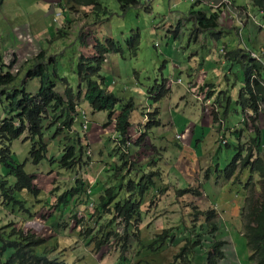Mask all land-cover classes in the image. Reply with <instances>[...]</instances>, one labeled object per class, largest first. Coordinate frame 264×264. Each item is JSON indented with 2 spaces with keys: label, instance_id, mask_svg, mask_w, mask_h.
Returning <instances> with one entry per match:
<instances>
[{
  "label": "rangeland",
  "instance_id": "rangeland-1",
  "mask_svg": "<svg viewBox=\"0 0 264 264\" xmlns=\"http://www.w3.org/2000/svg\"><path fill=\"white\" fill-rule=\"evenodd\" d=\"M15 1L16 0L11 2L10 11L12 12L19 11ZM61 1L63 0H59L58 4ZM147 1L150 2V0H139L142 5L149 4ZM195 1L197 0H192V2ZM237 1L244 3L245 1L250 0ZM175 2H177V0H153V10L151 12H146L145 9L141 7H132L123 11L117 0H101V3L110 10L112 14L108 16L110 18L108 20L103 18L102 21L96 23V20L91 16H89L88 19H80L84 13H82V15H71L73 19L72 23L66 22L65 27L62 29L63 33L66 30L68 31L67 37L63 39L56 38L55 36L48 40L38 39V41H36L37 37L35 36V30L26 27L24 24H20L18 27L23 28V32L16 28L13 29L16 36L20 37L5 38V36H2L3 38H0V53L2 54L0 71H4L0 73V76H6L10 73L16 76V80L19 83L22 82L23 79L27 78L26 74L29 69L32 68L33 64H35L33 62L37 60V56L45 52L47 59L44 63L47 64V66H53L54 70V64H49V62H51V60L52 62L56 61L59 68V74L62 77H66L74 90L78 92L81 85L76 74L79 59L93 58L95 56L94 54H96L95 46L98 43L105 44L108 40H112V35L115 39L119 38L117 42L124 45V58L120 55H118V57L115 55L109 58L112 53L107 56L101 70V74L105 79H102L101 81H103L104 85H108L112 82L110 76L113 77L118 84V91H116L115 94L125 102H128L133 98L132 100L135 103L133 106L137 107L132 116L135 120L133 119V123L128 130V137L131 143V145L128 146L131 150L132 161L137 162L138 168H140L139 166L141 164L149 162L153 158L155 161L160 160L158 167L162 175V182L168 184V191L163 193L154 192L145 199L142 204V214L140 215L141 224L139 226V232L143 241L154 239L164 230H167V233L170 236L169 243L163 249L161 259L159 257L156 264H171L173 256L180 248L187 244V239L192 240V242H197L199 240V243L196 246H192L201 249L195 252L196 258L199 260L200 264L206 262L205 253L209 246L212 243L219 241L226 242L223 248L225 259L219 262V264H255L250 260L246 242L241 237L243 234V222L240 213L243 204V197L241 196V193H237L238 187L231 182L223 185L222 181L217 180L215 177H212L210 181L203 179V174L206 170L213 169V160L216 156H219V160L216 161V163L220 165L221 169L231 161L235 153V148L237 147V140L232 135H229L227 139H225L224 134H232L234 132L232 128H237L239 121L243 120V117L241 116L242 109L240 108V110L237 108L235 102L231 104L230 117L229 120H227V130L219 131L221 130V127L219 124L216 125L213 123L211 116L213 113H217L216 111L220 106L222 95L223 98L225 96L224 100L228 99L230 96L235 99L239 96L240 89L243 85V72L241 68L238 65H229V67L232 66L229 69L228 66L224 67L220 61V54H224L223 48L227 45L220 44L219 47L211 45V47L214 48L213 50L211 49L210 52L214 51L215 56H209L210 52L207 53L208 57L206 56L205 49H209L208 46L202 47L203 53L200 55H193V61L195 63L193 64V69L197 70V72H194L195 77H201L202 80L207 79L208 76L206 74L208 72L204 70L207 63L212 65L210 68H215L214 70L216 71V74L213 75L210 72L211 74L209 75L207 82H205V84H210V86L214 88V92L208 90L209 86H203L205 96H202L198 90L193 94L195 95L194 98L187 97L183 102H181L180 99L170 102L169 98L173 95L171 85L169 88V82L165 83V86H167L165 89H168L171 92L167 97L169 100H165V103L168 108L176 109L174 111V117L185 120L186 117L189 118L192 116L194 124L199 126L201 125L202 118H206V115H208L213 123L210 124L211 127H209V132L206 131L207 127L201 125L199 134L196 133L197 135L193 137L197 141L195 145L192 144V148L189 147L190 141L187 140V138L189 137L188 132L193 131L195 128L194 124H186L183 126L187 132L185 135L187 138L185 141L181 136L180 140L183 141L182 143L178 138L175 139V141H177L176 143H171L168 140L163 141L161 139V137H164V135L168 133L167 130L172 129V122L169 127L168 125H162L160 127L161 129L156 127L155 129H158L157 133L155 135L152 134L151 136L154 140H149L150 138L145 135L146 127L149 122L153 121V118L156 119L159 115L156 107L160 101L157 102L156 99L161 90L157 92L156 87L159 86V89L164 80L168 78L171 79V84H173L177 78H181L184 83H188L187 74L179 71L180 64L184 63L183 60H178L175 64L173 60L172 62H169V66H167L165 56L159 52L160 50L165 49L166 39L161 34L157 33L155 29V25L161 21V16H165L169 13V8L176 11V8H174ZM184 4L178 9L179 11L182 9H185L186 11L187 8L189 9L192 6V3L186 1ZM216 7L218 9L224 8L223 10L226 11V8L230 9L232 6H229L228 3H226V0H222L216 5ZM239 8L241 10L246 7L239 6ZM252 10L254 13L251 14L247 20L249 23H252L251 25H253V27L251 25L250 27L253 30H256L255 32L257 33L259 30L254 27H259L258 24L262 19L261 16L257 14L256 10L253 8ZM6 13L7 12L3 11L0 12V32L4 33L12 32V30L9 29V16ZM26 16L28 15L18 13L15 17L22 19V17ZM235 16L237 17V15ZM220 18L224 25H232L233 17L229 11L223 12ZM61 20L62 18H59V21ZM239 21L240 24L244 25V18L242 20L239 19ZM52 24L55 30L53 32L60 34L57 23L55 25L52 22ZM62 24L63 23H60V25ZM43 25L48 26L49 30L51 29V23L49 24L46 20L43 21ZM189 26L188 23L185 24L184 29L187 31L186 35L190 36L191 30ZM184 29L181 30V34H184ZM166 33H171L173 35L174 31L169 30ZM30 34L33 35L36 40H32ZM198 36L192 35V40ZM205 37L212 38L209 34H206ZM132 38H137L140 42L137 56L132 54L133 45L131 44V47L128 46V41ZM240 38L241 36H239L238 39ZM242 38L245 39V36H242ZM209 42L212 43L211 41ZM193 46H195V44ZM255 53L258 54V52ZM107 59H109V63H111V66L113 65V67H111V70H108L109 72L106 71L105 73ZM174 59L176 60V58ZM210 59L212 61H209ZM49 70L53 71L52 67H50ZM227 72L228 74H233L228 75ZM54 74L55 73H53V76H55ZM55 82L58 90L63 93L65 89L62 81L57 79ZM222 84L229 85V90H227V87L225 88L221 86ZM173 86L177 87L175 84ZM125 87H127L126 91H124ZM135 87L139 88L141 93L135 92ZM31 90L29 92H31ZM177 101L179 102L177 103L176 108H174ZM168 102L171 103V105H169ZM82 103H84L82 111L90 109L84 100H82ZM200 107L205 110L206 107L209 108L207 109L208 111L203 109L201 114H199L198 109ZM192 108L195 109L196 115L190 113L189 109ZM160 109L163 110V108ZM151 114H153V116H151ZM2 115L3 111L0 107V118ZM116 117L117 115H114L112 120L116 121ZM164 118L166 120H173L170 116H165ZM136 119H138V121ZM260 121L262 144H264V116L260 118ZM92 124L103 125L98 118L91 120L90 125ZM175 126L178 129L180 127V125L176 123ZM211 128L214 131H212ZM102 131L104 133V130ZM148 132L151 133V129H149ZM173 134H176V132ZM79 136L81 137L80 134ZM143 136L147 138L146 140L141 141L142 147L139 148L142 150L138 151L135 146L139 144L137 142L139 139L142 138L143 140ZM85 137L86 136H83L80 140H83ZM147 142L148 145H153L155 147V144H157L161 147L157 149L160 152L158 158H155L154 150H152L150 146H148L149 148H146ZM228 142L230 143L231 149L224 147L219 154L220 148L218 144ZM242 143L246 144L247 140L243 139ZM115 144V148H117L118 139L115 141ZM181 146L186 147V149H182ZM93 147L95 146L93 145ZM12 150L15 153L17 162L20 165L25 166V171L37 176L36 185L40 186L43 194L46 195L51 192V194H54L55 196L49 204L45 202L44 197H38L37 195L32 196L33 200L36 202L34 205L37 211L34 215L30 213L31 215L28 216H26L28 211L19 214L18 208L11 206L10 204L5 205L4 199L0 196V226L20 228L24 232L38 234V236H41L46 241V246H44V248L47 250V253L50 254L49 257L51 260L57 259L58 261L67 264H99L96 257L91 254L93 253V249L85 245L84 237L80 235V232H85L83 228H86L87 225L85 222H83V225L82 223H79V221L82 222L84 216L80 215L76 218L79 227L76 224L75 217L72 215L73 213H71V209H68V212H64L63 218L54 216V211L58 210L56 196L59 200V198H62L63 194L73 189L72 187L74 184L70 185V182H67V179L61 173L60 175L58 174L59 178L55 180V174L50 175L48 173L47 169H50V166L48 165L39 168L27 161L30 143H24L21 139L15 140L12 143ZM88 151L91 152V155L93 154L91 149L88 148ZM94 158L99 159V156L95 155ZM108 158L110 159V156ZM110 162L114 163L116 161L112 159ZM99 164L100 167H98V169L108 165L102 163ZM54 168L55 171L53 173H57L56 170L58 169V166L56 164L54 165ZM92 169L95 170L94 167H92ZM108 170L109 168L106 169V171ZM3 172L5 173L6 171L2 170V167L0 166V176L5 175ZM88 173L91 175L94 174L92 170L89 171V168H87L83 174L88 175ZM45 180H51V184L49 185L52 186L51 190L48 186L43 185ZM133 181L136 183L135 180ZM127 183L128 182H126L125 185H127ZM67 188L68 190L64 191ZM85 188L88 191L92 188L88 181L85 182ZM185 188H192L201 195L197 196L193 194L181 196L177 191ZM26 192L27 191L25 190L22 197L28 202L22 207L26 210L25 207L29 206L28 208H31V211L33 212L34 207L32 208L30 205V200H28ZM155 196V205H151L152 198ZM133 197L135 198V196ZM79 207L82 211L86 210V206L80 205ZM211 209L216 210L217 213V218L215 219V223L218 225L219 229L217 233L207 227L208 224H206L204 217L200 216L199 213V211L205 212ZM33 216L34 218L31 220ZM72 219L75 222L70 221ZM119 229L122 230V227ZM11 230V228L5 229L6 232H11ZM74 233H79V236H76ZM56 240L58 242V247L53 249L52 246ZM201 244L204 248H202ZM140 246V244L137 245L136 241L132 243V251L128 254L130 262H133L132 260L135 259L136 252L141 248ZM111 248L112 246H108L96 254L98 259L103 261V264H114L117 260V256L119 257L120 252L119 254L117 251L112 252ZM7 252L4 253V260L8 257L9 253ZM141 252H143L142 249Z\"/></svg>",
  "mask_w": 264,
  "mask_h": 264
},
{
  "label": "trees",
  "instance_id": "trees-1",
  "mask_svg": "<svg viewBox=\"0 0 264 264\" xmlns=\"http://www.w3.org/2000/svg\"><path fill=\"white\" fill-rule=\"evenodd\" d=\"M117 1L123 11L141 5L139 0ZM61 3L63 13L70 15L84 13L80 18L82 20L91 16L98 23L103 18L108 20L110 18L108 16L112 15L109 8L101 3V0H63ZM196 7L197 3L193 5L190 13L182 20L183 22L180 21L175 33L178 34L180 25L184 27L185 24L192 23L194 24L193 36H198L203 32H210V35L214 36L221 34L218 21L222 15L221 9L219 8L209 15ZM252 8L261 14L264 22V0H253ZM241 11H246V8H242ZM72 21L73 19L67 20L71 23ZM63 28L59 29L60 34L55 33L54 36L44 40L55 36L60 39L67 37L68 31L63 33ZM178 37L177 39H179ZM131 44L133 45L132 54L137 56L140 42L137 38H132L128 41V46L131 47ZM123 46L114 39L108 40L105 44L98 43L95 46L96 54L93 58L79 59L77 75L81 87L78 92L74 90L66 77L59 74L56 61L49 62V64H54V70L53 66H47L44 63L47 59L45 52L37 56V60L33 62L35 64L26 74L27 78L22 82L19 83L16 76L10 73L0 76V106L6 114L5 119L0 120V163L14 173L13 181L16 183L15 187H9L6 180L0 178V193L7 202L20 204L18 196L21 191L27 190L33 196L40 192L34 184L35 177L27 173L24 166L15 164V157L11 150L15 140L27 135L24 139L31 143L30 161L34 165H41L45 161L50 164L57 163L60 167L59 171L68 174L71 179L91 163L90 157L86 159V152L83 151V148L87 147V145L84 147L83 143H86L88 138L80 140L79 135H74L77 134L73 128L75 121L83 110L82 100L88 104L92 113H108L107 126L111 123L114 115H117L115 129L119 134L118 144L113 154L110 155V160L114 159L116 162H110L107 165L109 170L105 172V181L101 189L95 193L93 186L91 188V193L98 198L95 200L93 212H87V220L79 221L82 225L83 222L87 223L86 228H83L85 232H80V235L84 237L85 245L93 249L97 261L96 254L102 249L112 246V252L117 251L118 254L120 252L116 264H156L159 257L161 259L162 251L168 245L170 236L167 230H164L154 239L143 241L139 232L140 215L145 199L154 192L168 191V184L162 182V175L158 167L160 160L155 161L153 158L149 162L141 164L140 168H138L137 162L132 161L131 150L128 146L131 145L128 130L132 125L131 119L137 107L133 106L135 104L133 100L125 102L112 93L107 84L104 85L101 81L105 79L101 70L107 55L114 53L124 58ZM223 56H226L232 66L238 65L243 72V85L236 101L243 110V121L239 125V130L233 132V136L238 142L231 161L221 169L220 165L216 163L219 156H216L213 160V169L206 170L203 179L210 181L212 177H215L224 184L231 182L238 187L237 193H241L242 195H240L243 197L240 213L243 222L241 237L246 242L250 260L255 264H264V144H262V132H260V118L264 108V61L253 59L252 55L242 48L232 49L227 54L224 52ZM1 58L2 54L0 53V64ZM262 58H264V54H262ZM50 67L53 71L49 70ZM2 72L4 71H0V73ZM34 79L40 81V87L35 94L29 92L28 88V83ZM57 79L62 81L65 89L63 93L58 90L55 82ZM165 83L166 79L157 99L168 95ZM230 100L231 98L226 99L227 102ZM216 115L217 113H213L214 119ZM156 119L153 118V121H150L146 127L145 135L150 138L149 140L154 139L151 138L152 134L156 133L154 128L160 127V120L158 117ZM149 129H151V133L148 132ZM183 130L184 127H181L182 132ZM64 131L70 132L71 137L63 136ZM56 136H62L64 147H62L63 152L59 161L53 162L55 159L52 158V160L48 157L50 152L48 147L51 142H55ZM227 137L228 135L225 133L224 138L227 139ZM146 138L143 136V140L141 138L137 141L139 144L135 148L138 151L142 150L139 147H142L141 141ZM243 139L247 140L246 144L242 143ZM148 146L154 148L147 142L146 148ZM218 146L219 154L224 147L231 149L229 142L218 144ZM154 152L157 150L154 149ZM154 154L155 158H158L159 154ZM62 175L64 176L63 173ZM126 182H128L127 185H125ZM72 188L63 194L62 198H59L58 212L64 214L65 209H70L71 202L72 207L79 203L88 206L90 203V195H87L85 182L81 177L76 179ZM177 192L181 196L201 195L192 188L181 189ZM175 194L177 195L176 191ZM82 199H84L83 202H81ZM155 200L156 196L152 198L151 205H155ZM21 203L24 206V203ZM22 209L24 208L22 207ZM199 213L204 217L208 224L207 227L217 233L219 229L215 223L216 210L199 211ZM76 224L78 225L77 220ZM120 227L122 230L119 229ZM6 228L10 229L11 227L0 226V264H67L57 259H50V254L44 248L45 240L41 236L33 232H24L20 228L6 232ZM134 241L137 242V245L140 244L141 248L136 252L133 262H130L128 254L132 251ZM198 243L199 240L192 242L187 239V244L173 256L171 264H200L195 252L201 249L193 247ZM57 244L55 241L52 248H57ZM225 244L224 241L212 243L205 253L206 262L204 264H219L223 261L225 259L223 251ZM201 246L204 248L202 244ZM4 252L9 253L5 261L2 260Z\"/></svg>",
  "mask_w": 264,
  "mask_h": 264
},
{
  "label": "crops",
  "instance_id": "crops-1",
  "mask_svg": "<svg viewBox=\"0 0 264 264\" xmlns=\"http://www.w3.org/2000/svg\"><path fill=\"white\" fill-rule=\"evenodd\" d=\"M58 1L59 0H16L15 3L17 5V8L19 11L12 12V11H10L11 2H14V0H0V12H2V11L7 12L6 14H8V16H9V19H8L9 20V24H8L9 29L12 30V32H7V33L0 32V38H3L2 36H5V38L20 37V36H16V34L13 31L14 28L22 30L23 28L18 27L20 24H24L26 27L32 28L35 30V36L37 37L36 38L37 40L34 38L33 35L30 34L32 40H36V41H38V39L44 40V39L49 38L50 36H54L55 32H53V31H55V30H54V26H53L52 22L56 25V23L59 21V19L56 18V14L62 12L59 6L57 8H55V5L58 3ZM185 1L192 3V6L189 9L187 8L186 11H185V9H182L179 11L178 9L183 6ZM221 1L222 0H197L195 2H192V0H177V2L174 3V8H176L175 9L176 11H173L172 9L169 8V13L165 16H161L162 17L161 21L157 25H155V29H156L157 33L161 34L166 39L165 49L160 50L159 52H161L165 56L167 66H169V62H172L173 60H174L173 61L174 64L178 60H183L184 63L180 64L179 71L186 73L187 77H188V83H184V81H182L181 78H177L176 81L173 84H171L172 83L171 79L170 78L166 79V83L169 82V88L171 85V91L173 94L171 96V98H169L170 102L171 101L174 102L178 99H180L181 102H183L184 100H186L187 97H189V98L193 97L194 98L195 95H193V94L195 92H197L198 90L202 94V96H205V93L203 92V90H204L203 86H209L208 90L214 92L213 91L214 88L212 86H210V84H205V82H207V79L211 73L213 75L216 74V71L214 70L215 68L214 69L210 68V67H212L211 64L207 63L206 68H204V70H206L208 72L206 74L208 76L206 80H202L201 77H195L194 76V72H197V70L193 69V64H195L193 61V55H200L201 53H203L202 47H204V46H208V48H209V49H205V54L207 57H208L207 53L210 52L211 49L213 50L214 47H217V46L219 47L220 44H224V45H227L223 48V51L226 54H227V52L231 51L232 49L242 48L245 51L249 52L252 56L256 55L260 59V61H264V58H262V54H264V29L260 26L259 27L256 26L257 28L256 27H254V28L259 30L256 33L255 32L256 30H253L250 27V25L252 23H249V21L247 20V18L251 14L254 13L252 10V5H251L252 0L245 1L244 3H240V1H237V0H226V3H228L229 6L230 5L232 6L230 9L226 8L227 9L226 11H229L230 14L232 15L233 22H232V25L226 26L223 24L222 19L219 18V20H218L219 21V32L221 34H219L218 36L211 35L212 38H206L205 37L206 34L210 35V32H203L197 38L192 40V29L194 27V24H192V23H188L190 25L189 28L191 30L190 36L186 35L187 31L184 29L183 25L179 26L178 34L175 33L177 30V26L179 25L180 21H182L186 18V16L190 13V11L192 10V7L195 3H197L196 8L198 10L203 11V12L211 15L214 11H216L218 9L216 7V5L219 4ZM148 3L149 4H144V5L141 4L139 7L145 9L146 12H151L153 10V0H151ZM239 6L246 7V11H241ZM223 9L224 8H221L222 13L226 12ZM256 12H257V14H259L261 16V14L257 10H256ZM18 13L27 14L28 16L22 17V19H19V18L15 17L16 14H18ZM66 14L67 15H65V13L63 14V19H62L63 23L65 22V20L72 18L71 15H68V13H66ZM235 15H237V17ZM52 17H53V21H52ZM243 18L245 19V23L243 22L244 25L240 24V21H239V19L242 20ZM44 20H46L49 24L51 23V29L50 30L48 29V26L43 25ZM17 23H18V25H17ZM260 24H262V21L260 22ZM251 26L253 27V25H251ZM182 29H184V34H181ZM169 30L174 31V34L173 35L171 33L167 34L166 32H168ZM22 32H23V30H22ZM177 36H179L178 37L179 39H177ZM239 36H241L240 39H238ZM242 36H245V39H243ZM112 38L116 41H118V39H119V38L115 39L113 37V35H112ZM209 41H211L212 43H210ZM62 42H64V41H62ZM194 44H195V46H193ZM211 45L214 47H211ZM229 48H231V49H229ZM255 52H258V54H256ZM109 55H107V56H109ZM115 55H116V57H118L117 54L112 53L109 56V58L113 57ZM220 55H221L220 61L222 62L224 67H227V66L229 67V65H232L230 63V61H227L226 56H223L222 53ZM209 56H215L214 51L210 52ZM174 58H176V60ZM187 58H188V60H187ZM209 61H212V60L210 59ZM105 67H106L105 73H106V71L109 72L108 70H111V67H113V65L111 66V63H109V59H107V66H105ZM231 67H229V69ZM174 68H176V67H174ZM175 71H176V69H175ZM196 74H198V73H196ZM227 74H228V72H227ZM229 74L232 75L233 73H229ZM110 78H112V82H110L107 85V87L110 91H112V93L115 94V92L118 91V89H117L118 84H117V81H115L113 77L110 76ZM179 80H181V83H178ZM174 84L177 85V87L173 86ZM221 86H223L225 88L227 87V90H229V88H230L229 85L222 84ZM31 87H32V90H31ZM39 87H40V81L38 79H36V80L34 79V80L30 81V83L28 84V88L31 90V92L33 94L38 92ZM136 87H135V92L141 93V90L139 88H136ZM158 87L159 86H157L156 88L158 89ZM126 90H127V87L124 88V91H126ZM159 90H161L160 91V93H161L162 88H159L157 90V92H159ZM165 90L168 91V95L171 94V92L168 89H165ZM168 95H166L163 98L156 99L157 102L160 101V103L156 107L158 109V112H159V115H158V119L160 120L159 126L161 127L162 125L163 126L168 125V127H169L171 125V122L173 124L172 129L167 130L168 133H166L164 135V137H161V139L163 141L168 140L171 143H173V142L176 143L177 141H175V139L177 138V136H180V137L182 136V138L186 141L187 137L185 135L187 134V132L185 131V129L182 132L181 127L185 126L186 124H188V125L194 124V119L192 116H190L189 118L186 117L185 120H181L177 117H174V115H175L174 111L176 109L168 108V106L165 103V100H169L167 98ZM224 98H225V96H224ZM224 98L221 96L220 106L218 107V109L216 111L217 115H216L215 119L217 118V120L214 119L213 114L212 115L210 114L212 116L213 123H215L216 125L219 124V126L221 127V130H219V131H225L228 129L227 128V120H229V117H230L231 104L233 102H235V104L237 105V108L240 109V106L236 103L238 96L235 99H233L230 96L229 97V98H231L230 102H227L226 99L224 100ZM127 99H129V98H127ZM132 99L133 98H131L130 100H132ZM178 102L179 101H177L175 103L174 108H176V105ZM209 102H210V99H209ZM162 103H164V104H162ZM165 105H166V107H165ZM169 105H171V103H169ZM160 108H163V110ZM208 108L209 107H206V110ZM203 109H202V107H200L198 109V113L201 114ZM84 111L87 114V116L84 117V115H79L75 121L73 128H74V131H76L75 133L82 135L84 132L81 130V128L83 129L84 126L87 127V131L85 132V134H83L81 136V138H83V136H86L88 138L86 143H83V142L82 143L84 146L87 145L88 148L91 149L93 152L92 161L89 165V171L92 170V172H94V174H92L93 177L90 173H88V175H84V174L83 175L85 176V180L88 181V183L91 186H93V190H95L94 192L96 193L101 189V187L105 181L104 176H105L106 169L109 168L108 166H104L101 169H98V167H100L99 163L106 164V165L110 163V159L108 157L113 154V151H114L115 146H116L115 141H117L119 134L115 130V121L112 120L111 123H109V125H108L109 127L107 126V123L109 121L108 113H106V112L91 113L90 109H88V110L85 109ZM189 111H190V113H194V115H196L194 108L189 109ZM241 112H242L241 116L243 117V110H241ZM151 115H153V114H151ZM165 116H170L173 118V120H166L164 118ZM263 116L264 115H262L261 117H263ZM1 117H3V115ZM97 118L101 121V123L103 125H95V124L90 125L91 120L97 119ZM81 119H82V121H81ZM133 119L135 120V118L131 119L132 123H133ZM178 119H179V121H178ZM136 120L138 121V119H136ZM242 121H239V125L242 124ZM147 123H148V121H147ZM175 123L180 125L179 129L175 126ZM182 123H183V125H182ZM213 123L209 119L208 115H206V118L203 117L202 121H201V125L203 127H207L206 131H208V132L210 129L209 127H211L210 124H213ZM194 125H195V128L193 129V131L188 132L189 137L187 138V140L190 141V144H189L190 148H192V144L195 145V143L197 141L193 137H195L197 134H199V131L201 129L200 128L201 125H199V126H196V124H194ZM239 125L237 128H232L233 131L239 130V128H240ZM160 127H157V128L161 129ZM102 130H104V133ZM211 130L214 131L212 128H211ZM155 131L157 133L158 129H155ZM174 132H176V134H173ZM77 134H74V135H77ZM227 135L233 136L234 134L228 133ZM63 136L71 137L70 134H68L66 131L64 132ZM233 137H235V136H233ZM54 140H55V142H53L51 147H50V151H52V150L53 151L50 152L48 154V156L50 158H58L59 159V158H61V155L63 152L62 147H64V139L62 138V136H60ZM179 141H181V140L179 139ZM182 142L183 141H181V143ZM237 142H238V140H237ZM93 145L95 147H93ZM155 145H156L155 147L152 145L154 147L152 150H154V149L157 150L158 148H161V147H159V145H157V144H155ZM181 148L186 149V147H184V146L183 147L181 146ZM154 153L160 154V152L158 150H157V152H154ZM95 155L99 156V159L94 158ZM44 165H48L51 168V164L48 161H45L43 164L39 165V168L44 166ZM92 167H94L95 170L92 169ZM47 170L49 171L50 169L48 168ZM53 174H55V179L59 178L58 174L60 175V173H58L57 176H56V173H53ZM64 177L67 179V182H71L70 176L68 174L66 175L64 173ZM36 181H37V178H36ZM219 181H221V180H219ZM50 184H51V180H49V181L45 180V182L43 183V185L48 186L51 190L52 186H49ZM223 185H226V184L223 183ZM62 192H63V190H62ZM54 196L55 195L51 194V193L46 194L44 196L45 202H47V204L51 203L52 198ZM96 198H97V196L95 197V199ZM22 200L25 202H28L26 199H23V197H22ZM28 200H30L31 204L34 203L32 196L29 194H28ZM80 205H83V204L79 203L76 206L77 210H81L79 207ZM64 212H68V210H66ZM54 214H53L54 216H56V217L58 216L59 218H63V216H64L63 213L58 212V211L54 212ZM74 234L76 236H79V233L78 234L74 233ZM91 252H89V253H91ZM91 254H93V253H91ZM117 260H118V256H117ZM117 260L114 264L117 263ZM92 261H94V260H92ZM98 262H99V264H103V261L100 259H98ZM106 264H108V263H106Z\"/></svg>",
  "mask_w": 264,
  "mask_h": 264
},
{
  "label": "clouds",
  "instance_id": "clouds-1",
  "mask_svg": "<svg viewBox=\"0 0 264 264\" xmlns=\"http://www.w3.org/2000/svg\"><path fill=\"white\" fill-rule=\"evenodd\" d=\"M151 1V0H150ZM61 5H62V3L60 2L59 4L57 3L56 5H55V8H57L58 6L60 7V9H61V11H62V8H61ZM63 12H60V13H57L56 15H57V17L56 18H62L63 19ZM65 15H67L66 13H65ZM68 15H70V14H68ZM70 19H72V18H70ZM261 19H262V24H258L260 27H262L263 29H264V22H263V18L261 17ZM67 22V20H65V22L63 23V20H61V21H58L57 22V27H58V29H61L62 27H65V23ZM60 23H63L62 25H60ZM57 27H56V29H57ZM56 33V32H55ZM54 33V34H55ZM253 57V56H252ZM58 58V57H57ZM253 59H255V58H253ZM255 60H257V59H255ZM258 61H260V60H258ZM7 70H8V68H7ZM76 74H77V71H76ZM77 77H78V75H77ZM67 79V78H66ZM68 80V79H67ZM80 83V82H79ZM178 83H181V80H179L178 81ZM80 87H81V85H80ZM1 107V106H0ZM92 113V112H91ZM84 115L85 117L87 116V114L85 113V111H81V113H80V115ZM5 116H6V114L4 113V111H3V117H1L0 118V120H3V119H5ZM56 127V126H55ZM54 127V128H55ZM82 131L84 132L83 134H85V132L87 131V127L86 128H84L83 127V129H82ZM68 134H70V132L68 133ZM72 134V133H71ZM79 134H77V136H78ZM81 135V134H80ZM82 136V135H81ZM27 137V135H24L23 137H21L20 139L24 142V143H30L29 141H27V140H25L24 138H26ZM177 138H178V136H177ZM178 139H180V136H179V138ZM52 143L53 142H51V145H52ZM51 145H50V147H51ZM84 146V145H83ZM50 147H48V149H49V151H50ZM85 147V146H84ZM183 147V146H182ZM11 150H12V146H11ZM30 150H31V143H30ZM30 150H29V153H30ZM83 151L84 152H86V159H88V157H90V159H91V161H92V155H91V152L90 151H88V146L87 147H85V148H83ZM12 152H13V150H12ZM50 152H52V151H50ZM49 152V153H50ZM48 153V154H49ZM13 154H14V157H15V153L13 152ZM49 157V156H48ZM50 158V157H49ZM50 159H52V158H50ZM53 159H55L53 162H58L59 161V159L58 158H53ZM52 159V160H53ZM27 161H29L30 163H32V161H30V159H29V154H28V158H27ZM15 164L17 165V166H23V165H20L18 162H17V160H16V157H15ZM33 164V163H32ZM57 165L58 166V164L57 163H53V164H51V168H50V170L48 171V173L49 174H53V172L55 171V168H54V165ZM34 165V164H33ZM90 165V164H89ZM89 165L86 167V168H84L83 170H81V171H79L76 175H74V176H72V178H71V182H70V184H74L75 185V181H76V179L78 178V177H81L82 179H84L85 180V176L83 175V173L85 172V169H87V168H89ZM0 166L2 167V170H5L6 172L4 173L5 175H1L0 176V178H2V179H5L6 180V183L8 184V186L9 187H15L16 186V183H15V181H13V177H14V173L8 168V167H5L2 163H0ZM34 166H36V167H39V165H34ZM7 168V169H6ZM24 168H25V166H24ZM59 169H60V167L58 166V169L56 170L57 171V173H56V176H57V174H58V172H60L61 174L63 173L64 174V172H62V171H59ZM33 175V174H32ZM34 177H35V179H34V184L36 185V175H33ZM84 177V178H83ZM56 180V179H55ZM83 180V181H84ZM84 182H86V180L84 181ZM37 186V188L39 189V194L37 195L38 197H44L45 196V194H43V191L41 190V188H40V186L39 185H36ZM66 190H68V188L67 189H65L64 191H66ZM24 191L25 190H23V191H21V193H19V195H20V197H19V202L21 201V202H23L24 204L26 203L25 201H23L22 200V194L24 193ZM27 191V190H26ZM86 191H87V195L89 194L90 196H89V200H90V203L88 204V206L87 205H85V204H83L84 206H86V210L85 211H82V210H77L76 209V206L75 207H72V202L70 203V206H69V208L71 209V213H73L72 215L74 216V217H76V218H78L80 215H83L84 216V220H87V218H88V216H87V212L89 211V212H93V210H94V208H95V200L98 198V196H97V198L95 199V197L96 196H94L91 192V189H89V191L86 189ZM51 193V192H50ZM54 193V192H53ZM26 194L28 195H31V196H33L29 191H27L26 192ZM0 196L4 199V201H5V203H7V204H10L11 206H14V207H16V208H18V211H19V214H21V213H24V212H27V215L26 216H28V215H31L30 213H32L33 215L36 213V209H35V205H34V203L36 204V202L34 201V203L33 204H31L30 203V205L32 206V208L34 207V209H33V212L31 211V208L29 209L28 207L29 206H26V210H24V209H22V203L20 202V204H11V202H7V200L3 197V195H2V193H0ZM76 199V198H75ZM56 201L58 202V199H57V196H56ZM84 201V199H82V201L81 202H83ZM64 211H66V210H64ZM54 212H57V210H55ZM70 213V214H71ZM34 218V216L31 218V220ZM76 218H75V220H76ZM70 221H73V222H75L73 219L72 220H70ZM78 226V225H77ZM11 229H14V228H12L11 227ZM38 235V234H37ZM57 241V240H56ZM46 242V241H45ZM58 243V242H57ZM45 244V243H44ZM45 246H46V244H45ZM57 247H58V244H57ZM41 249V248H40ZM5 253V252H4ZM4 253H3V256H2V260H4L3 258H4ZM9 255V254H8ZM7 259V258H6ZM5 259V260H6ZM4 260V261H5Z\"/></svg>",
  "mask_w": 264,
  "mask_h": 264
},
{
  "label": "built area",
  "instance_id": "built-area-1",
  "mask_svg": "<svg viewBox=\"0 0 264 264\" xmlns=\"http://www.w3.org/2000/svg\"><path fill=\"white\" fill-rule=\"evenodd\" d=\"M253 58L260 60L256 55H253ZM84 128H86V126H84ZM178 138H179V136H178Z\"/></svg>",
  "mask_w": 264,
  "mask_h": 264
}]
</instances>
